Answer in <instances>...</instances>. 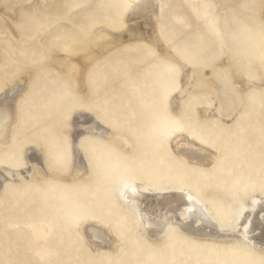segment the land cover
<instances>
[{
  "label": "rangeland",
  "instance_id": "rangeland-1",
  "mask_svg": "<svg viewBox=\"0 0 264 264\" xmlns=\"http://www.w3.org/2000/svg\"><path fill=\"white\" fill-rule=\"evenodd\" d=\"M125 1L131 0H0V156L13 151V158L21 159V147H15L13 140L18 134L15 143L36 145L49 164L58 158L60 168H67L68 136L57 135L56 128L65 129V118L79 98L73 73L65 77L49 69L47 55L54 45L72 46L71 39L87 36L78 25L84 15L110 17ZM157 2L167 24L168 45H176L178 53L192 62L216 57L222 48L261 53L264 0ZM152 19L150 14L145 21ZM138 52V48L127 50L128 56L100 66L94 79L96 91L86 101L97 116L132 138L137 146L135 156L130 157L133 163L120 167L117 153L127 156L122 149L101 136L91 135L87 140L85 136L82 145L98 148L97 153H89L91 180L43 178L25 187L8 185L0 193V264L264 261V251L247 242L232 224L241 204L264 202V97L255 87L248 88L246 109L233 124L197 118L195 104L211 101L205 91L191 92L184 99V112L175 115L168 106L169 96L177 93L175 73L156 54ZM8 96L14 99L5 100ZM15 114L22 133L15 132ZM164 115L182 118L187 133L219 146L216 161L208 167L191 164L173 153L168 142H159L154 128ZM122 180L136 181L144 192L184 187L187 196L211 212L224 235L198 236L171 221L154 240L144 230L141 210L125 201ZM91 181L96 186L79 188ZM85 216L110 225L121 238V246L92 249L76 227Z\"/></svg>",
  "mask_w": 264,
  "mask_h": 264
},
{
  "label": "bare ground",
  "instance_id": "bare-ground-1",
  "mask_svg": "<svg viewBox=\"0 0 264 264\" xmlns=\"http://www.w3.org/2000/svg\"><path fill=\"white\" fill-rule=\"evenodd\" d=\"M125 3L131 7L123 8L120 5L110 17L104 14L88 17L84 15L78 25L85 30L87 36L71 39L69 43L72 46L54 45L47 55L46 62L49 69L65 77L73 73L79 98L78 103L71 106L65 118L67 123L65 129L56 128L57 135L68 136L69 164L67 168L65 170L60 168L61 163L58 158L55 159V164H49L45 152L36 145L31 146L39 150L27 146L26 143L18 145L15 142L19 135L15 134L13 140L15 147H21L19 148L21 159L13 158L15 156L13 151L2 152L0 193L12 183L25 187L27 182L35 179L91 180L94 174L89 153H97L98 148L90 144L82 145V139L88 134L106 138L122 149L127 156L131 158L135 156L137 146L132 138L121 129L111 126L107 119L97 116L95 111L86 104L96 91L97 85L94 79L98 68L115 61L118 57L128 56L127 50L138 48L140 55L146 52L156 54L167 61L169 71H171L170 62L177 66L178 71L175 72L178 82L175 88L177 93L170 95L168 101L169 110L175 115H181L184 112V99L191 92L205 91L211 101L195 104L197 118L217 119L225 124H233L239 114L246 109L244 93L248 88L255 87L264 97V69L260 64V53H252L243 48H222L221 53L216 57L208 56L202 61L192 62L178 53L176 45H168L171 40L168 39L167 24L163 20L157 0H131L123 4ZM56 8L60 9V7ZM150 14H153L152 21H145ZM261 19L264 22V10ZM64 53H66L65 59L62 56ZM29 76L33 78L34 74L30 73ZM15 88L19 89V86ZM13 90L12 86L11 92ZM7 99L14 98L8 96L5 100ZM99 106L96 103V107ZM14 118L15 132L22 133L23 129L16 124V114ZM168 145L173 153L183 156L187 162L206 167L211 166L220 153L219 146L205 142L201 136L189 134L185 130L173 136L168 141ZM128 183L132 184L136 191L128 193L131 201L125 199L123 192L124 199L141 210L144 230L154 240L159 239L166 223L171 221L184 231L198 236L221 237L224 235L220 223L211 216V212L203 203L194 199L187 200L184 187L168 191L156 189L144 192L136 181ZM84 185L90 186L95 183L94 181L85 182ZM248 202L250 205H246L247 211L243 213V216L251 221L247 238H244L239 229L238 231L247 242L264 251V202L256 201L255 204ZM193 203L197 211L178 219V206H185L186 210V206ZM200 209L203 211H199ZM76 227L84 241L94 250L118 249L121 246V238L117 231L91 216L81 217L76 222Z\"/></svg>",
  "mask_w": 264,
  "mask_h": 264
},
{
  "label": "snow or ice",
  "instance_id": "snow-or-ice-1",
  "mask_svg": "<svg viewBox=\"0 0 264 264\" xmlns=\"http://www.w3.org/2000/svg\"><path fill=\"white\" fill-rule=\"evenodd\" d=\"M121 7L128 8V7H131V5L125 3V4L121 5ZM260 64H261V68L264 69V45H262V47H261ZM170 68H171L173 73L178 71V68L174 63L170 62ZM174 86H175V82L173 81V87ZM185 128H186V123L182 118H176V117H173L171 115H164V116L160 117V119L158 120V122L154 128V133H155L157 139L159 140V142L166 143V142L170 141L171 138L173 136H175L178 132L184 131ZM90 137H91V134H88V135H86L85 139L86 140L90 139ZM202 143H203V141H202ZM113 151H115V150H113ZM116 159H117L119 166L123 167V168L130 167L131 164L133 163V161L131 160L130 157L121 155L119 153H117ZM120 183H121L122 192L125 193V199H128L131 201V196L128 195V193H135L136 188L132 184H130L126 181H123V180ZM86 187L87 186L84 184L79 185V188L81 190L86 189ZM187 200L191 201L192 197L190 195H188ZM255 202H256L255 200L252 201L253 204H255ZM194 211H197L196 205L194 203L187 205L186 210H185V206H178V208H177L178 219L183 218V217H187L189 215V213H192ZM199 211L202 212L203 210L200 209ZM245 211H247L246 206L241 204L236 209L235 214L233 215L232 224L234 227L239 229L241 234L246 239L247 238V232H248V226H250L251 221L243 216V213ZM262 264H264V261H262Z\"/></svg>",
  "mask_w": 264,
  "mask_h": 264
}]
</instances>
